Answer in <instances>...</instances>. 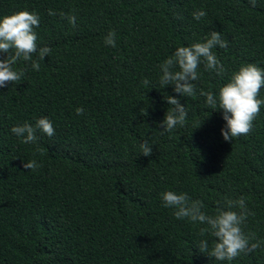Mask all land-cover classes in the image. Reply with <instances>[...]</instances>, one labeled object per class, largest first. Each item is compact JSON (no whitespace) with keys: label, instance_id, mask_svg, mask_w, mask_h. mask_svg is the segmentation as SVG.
Wrapping results in <instances>:
<instances>
[{"label":"trees","instance_id":"trees-1","mask_svg":"<svg viewBox=\"0 0 264 264\" xmlns=\"http://www.w3.org/2000/svg\"><path fill=\"white\" fill-rule=\"evenodd\" d=\"M24 10L39 15L37 45L51 52L39 71L21 59V80L0 88V264H264V246L232 261L201 253V239L209 250L214 241L199 235L205 225L177 220L161 200L187 193L215 215L218 201L244 197L254 215L243 231L264 241V104L247 136L225 142L222 110L199 94L218 96L244 65L264 69V0H0V18ZM213 30L228 45L213 49L223 75L201 63L195 95L163 88L159 65ZM110 31L115 47L104 43ZM167 96L189 115L160 135ZM44 117L52 137L38 131L25 144L11 132ZM31 160L41 167L23 168Z\"/></svg>","mask_w":264,"mask_h":264},{"label":"clouds","instance_id":"clouds-1","mask_svg":"<svg viewBox=\"0 0 264 264\" xmlns=\"http://www.w3.org/2000/svg\"><path fill=\"white\" fill-rule=\"evenodd\" d=\"M251 6H256V0H249ZM49 9L48 15H57ZM69 24L76 27V16L59 13ZM193 19L199 21L206 16L203 10H196L192 14ZM40 17L35 12L19 11L9 16L0 18V53H6V58L0 59V88L7 87L11 83L19 82L24 75L23 70H15L21 59L31 61L34 71H39L40 61L44 60L51 52L49 47L37 45L35 28L39 27ZM115 32L110 31L104 38V43L115 47ZM227 41L217 31H211L203 42H197L191 46L178 47L161 65L162 75L159 78L160 85L164 88L171 85L173 91L180 97H191L196 93V82L199 79L198 68L203 63L208 71H214L217 76H222L225 69L218 60L214 48H227ZM33 54L37 58L32 59ZM144 79L142 84L149 85ZM264 87V69L254 64L242 66L233 73L230 81L223 85L214 96L212 92L199 91L201 96L206 97L207 105L216 110H222V119L225 121L221 128V136L225 142H232L233 138L247 136L253 128V121L260 112L264 101L258 99L261 88ZM166 101L172 108L166 111L160 124V135L171 133L177 126H184L189 115L188 108L182 105L177 97L167 96ZM78 115L84 114L83 108H76ZM147 115L146 110H143ZM200 126V125H199ZM198 126V127H199ZM43 132L48 137L55 135L52 122L44 117L36 120L35 125L25 122L11 128V132L21 138V142L35 143L38 139L37 132ZM141 154L151 156L152 147L145 140L140 144ZM41 167L35 160L23 163V168L35 171ZM161 200L165 208H172L173 216L177 220H185L205 225L199 228V235L206 234L214 237L211 249L207 239L199 241V251L207 253L209 257L217 261H232L241 254L247 255L264 246V241L256 240L254 234H245L243 226L250 215L244 197L227 199L223 203L217 202L215 215L206 214L205 205L200 200H192L187 193L165 191L161 193Z\"/></svg>","mask_w":264,"mask_h":264}]
</instances>
